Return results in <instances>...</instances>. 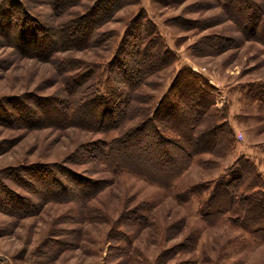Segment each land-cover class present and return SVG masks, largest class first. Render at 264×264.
Here are the masks:
<instances>
[{
  "label": "rangeland",
  "instance_id": "1",
  "mask_svg": "<svg viewBox=\"0 0 264 264\" xmlns=\"http://www.w3.org/2000/svg\"><path fill=\"white\" fill-rule=\"evenodd\" d=\"M65 1L66 19L85 13L103 24L99 42L57 51V59L115 58L119 65L129 53L135 68L133 48L141 36L157 39L168 57L158 55L159 68L142 89L159 97L178 69L191 72L216 106L226 108L235 144L216 160L209 153L195 156L171 188L110 173L96 160L81 162L80 154L101 136L55 128L46 123V112L38 115L36 101L65 96L62 74L57 61L21 46L20 31L10 30L34 19L56 25L63 14L54 13V0H15L18 11L0 0L7 16L0 15V201L10 200L0 203V264H264L263 242L224 219L204 221L198 194L184 196L192 185L225 174L239 157L264 178V109L256 98L264 88V44L247 38L251 27L229 17V0ZM74 186L84 191V200L68 198Z\"/></svg>",
  "mask_w": 264,
  "mask_h": 264
},
{
  "label": "trees",
  "instance_id": "2",
  "mask_svg": "<svg viewBox=\"0 0 264 264\" xmlns=\"http://www.w3.org/2000/svg\"><path fill=\"white\" fill-rule=\"evenodd\" d=\"M5 1L11 8L22 10L15 0ZM54 1V13L63 14L56 25L34 19L30 25L15 24L10 30L20 31L17 40L20 39L21 46L26 45L37 54L41 50L48 60L57 61V72L62 74L65 96L36 101L43 112L38 115L46 112V123L52 127L78 128L101 136L80 154L81 162L96 160L110 173H131L160 187L171 188L195 156L209 153L216 160L234 146L227 110L216 106L214 96L201 84V78L181 68L161 96L155 97L142 89L159 68L158 55L168 57L157 39L141 36L133 48L135 58L139 57L135 68L129 66V53L119 65L115 58L108 63L66 55L57 59V51L81 50L95 40L99 42L97 28L103 23L101 19H87L85 13L68 20L65 8L69 3ZM230 1L229 17L243 28L251 27L249 32L245 29L247 38L264 44V5L252 0ZM0 15L7 19L2 12ZM29 16L26 11L23 13L24 19ZM112 42L107 43L108 48ZM118 54L119 51L116 57ZM256 98L264 109V88ZM34 178L42 179V175ZM80 188L74 186L68 190V198L84 200L86 196ZM61 189L65 192L66 187L62 185ZM54 194L60 196L58 191ZM193 194L200 197L199 214L204 221L224 219L245 231L252 240L264 243V178L248 158L239 157L225 174L208 184L192 185L184 196L190 198Z\"/></svg>",
  "mask_w": 264,
  "mask_h": 264
}]
</instances>
